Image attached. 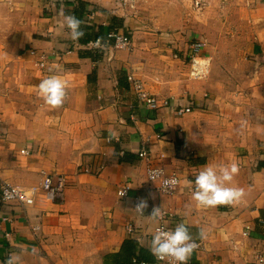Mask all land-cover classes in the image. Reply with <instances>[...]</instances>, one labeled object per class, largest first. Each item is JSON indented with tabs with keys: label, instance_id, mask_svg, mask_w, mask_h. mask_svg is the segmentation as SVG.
<instances>
[{
	"label": "crops",
	"instance_id": "obj_1",
	"mask_svg": "<svg viewBox=\"0 0 264 264\" xmlns=\"http://www.w3.org/2000/svg\"><path fill=\"white\" fill-rule=\"evenodd\" d=\"M66 16L81 22L78 40ZM111 30L127 33L130 46L103 43ZM226 36L241 44H225ZM194 40L209 58L204 79L187 75ZM129 72L168 106L141 105ZM50 76L66 83L57 108L37 94ZM181 106L193 109L177 115ZM142 147L177 172L173 192L147 179ZM263 161L264 0H204L200 8L191 0H0V183L37 185L41 170L65 179L59 201H0V264L9 255L16 264H105L127 238L151 252L154 208L187 226L196 244L188 264H261ZM231 163L240 202L198 206L195 176ZM124 184L130 190L119 197Z\"/></svg>",
	"mask_w": 264,
	"mask_h": 264
},
{
	"label": "built area",
	"instance_id": "obj_2",
	"mask_svg": "<svg viewBox=\"0 0 264 264\" xmlns=\"http://www.w3.org/2000/svg\"><path fill=\"white\" fill-rule=\"evenodd\" d=\"M120 2H124V0H119ZM192 5L195 8H200L204 4V0H191ZM107 40H112L114 46L121 47V48H128L131 44L130 36L127 33L120 32V31H109L106 34ZM98 40H96L95 44H97ZM204 42L202 40H194L190 43L189 49L191 53L188 55V64L190 67V75L193 79H204L208 74L209 69V58L202 57L199 55L198 51L203 48ZM38 65L40 67L43 66V62L39 61ZM127 82L129 84L130 89L136 94V99L142 104H146V107H153L157 105V100L154 95L149 93L146 89H144L143 83L140 79L136 78L133 74L126 75ZM167 105L168 103H161L159 106ZM175 113L177 115H182L184 113L190 112L191 108L189 106H181V107H174ZM28 148L20 149V153L22 154H29ZM137 154L140 158L145 159L146 162V175L149 181H153L157 183L156 188L161 191L162 193L169 194L173 192L175 187L179 184V175L177 172L172 171L166 173L163 168L155 163H152L150 151L145 147L140 148L137 151ZM41 180L37 185H32L28 187L18 186V185H11L7 182L1 181L0 183V201L3 203H19L21 205H34L35 201L38 198L43 199L44 201H59L63 194V189L65 185V179L62 175H54L48 173L44 170L40 171ZM175 178L177 183L175 186L166 187L164 185V181L166 179ZM130 190V186L128 184H124L117 190V194L119 197L127 196L128 191ZM123 193V195H122ZM138 203H136L137 205ZM135 205V206H136ZM162 218L156 220V224L153 228V232L151 235V240L153 235L157 231V229H164V230H174L176 227L175 225H170L167 221L169 220V214L166 211L161 210L159 208ZM4 219V218H3ZM38 227H33V230H37ZM4 237L8 239L9 233L5 232ZM10 253V252H9ZM10 255L8 256L9 260ZM154 259L156 262L163 263V264H175V262L171 261L170 258H166L164 260H158L155 256ZM188 260L186 264H188ZM264 264V260L262 257L258 258V262ZM135 264H148L144 261L136 262Z\"/></svg>",
	"mask_w": 264,
	"mask_h": 264
},
{
	"label": "clouds",
	"instance_id": "obj_3",
	"mask_svg": "<svg viewBox=\"0 0 264 264\" xmlns=\"http://www.w3.org/2000/svg\"><path fill=\"white\" fill-rule=\"evenodd\" d=\"M80 23L74 16L65 17L66 27L73 40H78L83 35ZM37 94L51 108L60 107L66 95V83L56 76H50L39 83ZM238 172L239 167L236 163L205 166L195 176L192 199L201 207L232 205L240 202L244 190L229 186ZM176 183L175 178L164 181L166 187L175 186ZM146 207V202L140 201L135 206V210L143 214ZM150 216L155 220L162 218L159 208H154ZM195 247L196 244L192 241L187 226L182 222L174 230L157 229L151 240L150 250L158 260L170 258L175 264H186ZM7 264H16V261L10 257Z\"/></svg>",
	"mask_w": 264,
	"mask_h": 264
},
{
	"label": "trees",
	"instance_id": "obj_4",
	"mask_svg": "<svg viewBox=\"0 0 264 264\" xmlns=\"http://www.w3.org/2000/svg\"><path fill=\"white\" fill-rule=\"evenodd\" d=\"M262 164H264V161L259 162L258 167ZM140 261L151 263L154 261V256L148 249L139 246L138 242L131 238L123 241L118 252L104 258L105 264H135Z\"/></svg>",
	"mask_w": 264,
	"mask_h": 264
},
{
	"label": "rangeland",
	"instance_id": "obj_5",
	"mask_svg": "<svg viewBox=\"0 0 264 264\" xmlns=\"http://www.w3.org/2000/svg\"><path fill=\"white\" fill-rule=\"evenodd\" d=\"M97 1H99V0H97ZM112 31V30H111ZM114 31H116V30H114ZM121 32V31H120ZM106 36V35H105ZM224 38V43L225 44H241L239 41H235V38H233V37H231V36H229V37H223ZM100 41V40H99ZM103 43H108V40L106 39V37L103 39ZM110 41V40H109ZM190 43V42H189ZM97 44H100V42H97ZM233 46V45H232ZM233 54L232 55H235V53L234 52H232ZM219 54H221V55H228L229 53H226V52H222V53H219ZM248 55V54H247ZM245 56H246V54H244V57L243 58H245ZM248 57V56H247ZM183 59V58H182ZM228 61V60H227ZM188 62V61H187ZM229 63H232L231 61H228ZM127 74H130V75H134L135 76V74L133 73V72H129V73H127ZM187 75H188V78L189 79H191V80H197V79H193V78H191L192 76L190 75V67H189V64H188V68H187ZM136 77V76H135ZM137 78V77H136ZM142 82V81H141ZM143 83V82H142ZM143 86H144V84H143ZM130 88V87H129ZM144 89H146L145 87H144ZM131 90V89H130ZM147 90V89H146ZM148 91V90H147ZM131 92H132V94L134 95V96H136V94L131 90ZM149 92V91H148ZM150 93V92H149ZM152 95H154L155 96V98H156V100H157V105L156 106H153V107H149V108H157V107H160L159 105L161 104V103H163V101H164V103L166 102V103H168V101H167V99H159V98H157V96L155 95V94H152ZM139 102V101H138ZM140 103V102H139ZM141 104V103H140ZM141 105H146V104H141ZM165 105V104H164ZM161 106H163V105H161ZM165 106H168V104L167 105H165ZM192 109L193 108H191V111H192ZM164 170V169H163ZM147 176V175H146ZM151 182H153V181H151ZM61 199H62V197H61ZM60 199V200H61Z\"/></svg>",
	"mask_w": 264,
	"mask_h": 264
}]
</instances>
